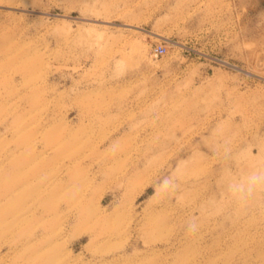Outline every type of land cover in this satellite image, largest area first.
I'll return each mask as SVG.
<instances>
[{
  "label": "rangeland",
  "instance_id": "1",
  "mask_svg": "<svg viewBox=\"0 0 264 264\" xmlns=\"http://www.w3.org/2000/svg\"><path fill=\"white\" fill-rule=\"evenodd\" d=\"M257 172L264 0H0V264H264Z\"/></svg>",
  "mask_w": 264,
  "mask_h": 264
},
{
  "label": "clouds",
  "instance_id": "2",
  "mask_svg": "<svg viewBox=\"0 0 264 264\" xmlns=\"http://www.w3.org/2000/svg\"><path fill=\"white\" fill-rule=\"evenodd\" d=\"M262 185H264V173L257 172L248 177L246 184L240 186V191L250 195Z\"/></svg>",
  "mask_w": 264,
  "mask_h": 264
}]
</instances>
